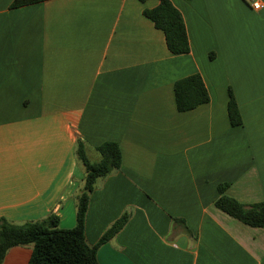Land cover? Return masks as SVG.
<instances>
[{
  "label": "crops",
  "instance_id": "obj_1",
  "mask_svg": "<svg viewBox=\"0 0 264 264\" xmlns=\"http://www.w3.org/2000/svg\"><path fill=\"white\" fill-rule=\"evenodd\" d=\"M13 1L0 0V218L54 214L72 229L84 181L77 142L92 163L112 142L121 167L89 196L86 243L129 219L98 264H264V229L214 205L264 202V0L258 10L250 0H169L189 41L180 55L143 16L158 0ZM191 75L209 102L179 112L173 86ZM31 252L11 248L1 264H27Z\"/></svg>",
  "mask_w": 264,
  "mask_h": 264
},
{
  "label": "trees",
  "instance_id": "obj_2",
  "mask_svg": "<svg viewBox=\"0 0 264 264\" xmlns=\"http://www.w3.org/2000/svg\"><path fill=\"white\" fill-rule=\"evenodd\" d=\"M44 1L48 0H14L10 8H21ZM143 16L163 33L167 50L171 54L189 53V41L183 18L169 0H158V5L153 9L144 10ZM173 93L175 106L179 112H187L209 102V95L199 75H191L176 81ZM228 97L229 124L231 127L241 126V116L230 90ZM96 151L100 160L92 163L86 156L83 144L77 142L75 156L84 168V181L76 197L75 226L68 230L60 229L59 220L54 214L23 225H14L0 218V264L9 249L21 246L32 247L27 264H98L97 250L125 226L129 214L124 213L114 222L94 246L86 243L84 228L89 196L98 180L104 179L121 167V151L117 144L106 142L97 147ZM226 187L227 185H220L219 192L222 193ZM214 205L221 212L248 227L264 229V202L244 207L231 198L221 196Z\"/></svg>",
  "mask_w": 264,
  "mask_h": 264
},
{
  "label": "built area",
  "instance_id": "obj_3",
  "mask_svg": "<svg viewBox=\"0 0 264 264\" xmlns=\"http://www.w3.org/2000/svg\"><path fill=\"white\" fill-rule=\"evenodd\" d=\"M250 2H251V7L254 10H258L261 8V4H260L259 0H250Z\"/></svg>",
  "mask_w": 264,
  "mask_h": 264
},
{
  "label": "rangeland",
  "instance_id": "obj_4",
  "mask_svg": "<svg viewBox=\"0 0 264 264\" xmlns=\"http://www.w3.org/2000/svg\"><path fill=\"white\" fill-rule=\"evenodd\" d=\"M90 160H93L92 157L90 158Z\"/></svg>",
  "mask_w": 264,
  "mask_h": 264
}]
</instances>
